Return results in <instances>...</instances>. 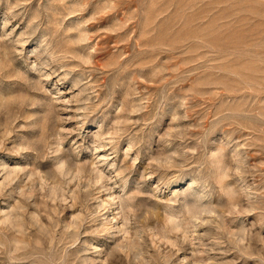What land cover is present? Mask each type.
Returning <instances> with one entry per match:
<instances>
[{
    "label": "rangeland",
    "instance_id": "rangeland-1",
    "mask_svg": "<svg viewBox=\"0 0 264 264\" xmlns=\"http://www.w3.org/2000/svg\"><path fill=\"white\" fill-rule=\"evenodd\" d=\"M0 264H264V0H0Z\"/></svg>",
    "mask_w": 264,
    "mask_h": 264
}]
</instances>
